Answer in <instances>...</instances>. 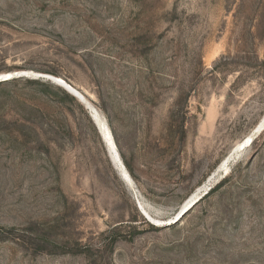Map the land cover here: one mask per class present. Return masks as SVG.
I'll return each instance as SVG.
<instances>
[{
  "label": "rangeland",
  "instance_id": "374dc122",
  "mask_svg": "<svg viewBox=\"0 0 264 264\" xmlns=\"http://www.w3.org/2000/svg\"><path fill=\"white\" fill-rule=\"evenodd\" d=\"M16 72L0 264H264V129L170 220L264 115V0H0Z\"/></svg>",
  "mask_w": 264,
  "mask_h": 264
},
{
  "label": "bare ground",
  "instance_id": "6f19581e",
  "mask_svg": "<svg viewBox=\"0 0 264 264\" xmlns=\"http://www.w3.org/2000/svg\"><path fill=\"white\" fill-rule=\"evenodd\" d=\"M20 74L19 75H21V74H25V73H27V71H22V72H19ZM2 75H9L8 77H5V79L7 80V79H11V78H13V77H17V75H18V72H16V73H14V74H11V73H3V74H0V80H3L4 78H2L1 76ZM46 76L47 77H52V78H54V76H51V75H48V74H46ZM38 77V76H37ZM56 79L57 80H59V82L60 83H57V82H55V83H57V84H59L60 86H63L64 87V89H66L67 91H69V92H71V93H75V94H72L73 96H75L76 98H78L80 101H83V100H81V98L79 97V96H77V91L74 89V90H70V89H68L67 87H66V85H65V82L62 80V79H60V78H57L56 77ZM5 81V80H4ZM9 81V80H8ZM84 102V101H83ZM85 103V102H84ZM86 104V103H85ZM88 108V107H87ZM97 114V113H96ZM97 116V115H96ZM95 116V118H94V116H93V119L95 120V122H97L99 125H100V118L98 119V116L96 117ZM104 125V124H103ZM103 128H104V126H103ZM264 129V115H263V117L261 118V120H260V122H259V124H258V126L254 129V131L253 132H251V134H249V135H247V136H245L244 138H243V140L235 147V149H233L231 152H230V154L228 155V156H226L223 160H222V162H221V164L214 170V172L210 175V177L203 183V184H201L197 189H196V191L190 196V198H188L187 200H186V202L184 203V205L183 206H186L188 203H191V202H193L194 200H196L198 197H201L193 206H191L185 213H184V215L183 216H181L180 218H179V220L178 221H180L190 210H192L193 209V207L204 197L203 195H204V193L209 189V191L211 190V188L212 187H210L211 186V184L213 183V181L214 180H216L218 177H220V176H223V174L224 173H229V171H230V165H231V163L240 155V154H242V152L245 150V148H247V147H249L251 144H252V141H250V139H255L256 137H257V135L262 131ZM102 130V128H100L99 129V132H100V134H101V136H102V138L104 139V141L106 142V144H107V146H108V148H109V150H110V152H111V154H112V158L114 159V161H115V163H116V165L118 166V162L119 161H117V153H115V150H113V147H112V144H111V141H110V139H109V135H108V133L106 132V131H103ZM104 134V136H103V134ZM111 138V137H110ZM112 139V138H111ZM113 144H114V142H112ZM115 145V144H114ZM121 165V164H120ZM119 168V167H118ZM119 171L121 172V175H122V177L124 178V180H126L125 179V177L126 176H128V174H127V172H123L122 173V171H121V169L119 168ZM209 191L207 192V193H209ZM206 193V194H207ZM205 194V195H206ZM181 210V209H180ZM179 210V211H180ZM179 211L176 213V215L179 213ZM175 215V216H176ZM174 216V217H175ZM173 217V218H174ZM172 218V219H173ZM171 220V219H170ZM169 220V221H170ZM159 222H161V221H159ZM162 223V222H161ZM164 223V222H163ZM162 223V224H163ZM157 224H159V225H161L160 223H157ZM168 224V223H167Z\"/></svg>",
  "mask_w": 264,
  "mask_h": 264
},
{
  "label": "water",
  "instance_id": "95a60500",
  "mask_svg": "<svg viewBox=\"0 0 264 264\" xmlns=\"http://www.w3.org/2000/svg\"><path fill=\"white\" fill-rule=\"evenodd\" d=\"M2 78H4L5 79V77H8V75H2L1 76ZM31 77H34V78H36L37 76H31ZM41 77H45V78H47V79H50L52 82H57V83H60L59 82V80H57L56 78H52V77H47V76H41ZM65 85H66V87L68 88V89H70V90H74L73 89V87H72V85H70V84H66L65 83ZM77 96H79L80 98H81V100H83L85 103H86V106L88 107L89 106V101L86 99V97L79 91V90H77ZM250 141H252V139H250ZM235 149V148H234ZM209 191V189L204 193V195L207 193ZM203 195V196H204ZM202 197V196H201ZM201 197H198L196 200H194L193 202H191V203H188L186 206H182L181 207V210L179 211V213L173 218V219H171V221H172V223H177L178 222V220H179V218L181 217V216H183L184 215V213L191 207V206H193ZM146 215V214H145ZM147 216V215H146ZM148 217V216H147Z\"/></svg>",
  "mask_w": 264,
  "mask_h": 264
},
{
  "label": "trees",
  "instance_id": "16d2710c",
  "mask_svg": "<svg viewBox=\"0 0 264 264\" xmlns=\"http://www.w3.org/2000/svg\"><path fill=\"white\" fill-rule=\"evenodd\" d=\"M3 84V81H0V85H2Z\"/></svg>",
  "mask_w": 264,
  "mask_h": 264
}]
</instances>
